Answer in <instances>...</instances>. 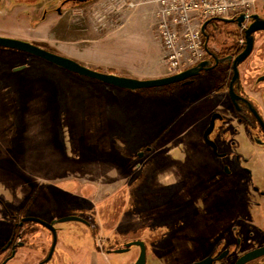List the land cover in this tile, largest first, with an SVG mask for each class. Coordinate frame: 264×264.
Wrapping results in <instances>:
<instances>
[{
    "label": "rangeland",
    "instance_id": "obj_1",
    "mask_svg": "<svg viewBox=\"0 0 264 264\" xmlns=\"http://www.w3.org/2000/svg\"><path fill=\"white\" fill-rule=\"evenodd\" d=\"M108 1L76 9L60 22L53 14L42 21V0L34 5L0 0V36L36 42L97 72L136 79L150 78L140 73H168L153 0H130L135 6L121 12L115 5L104 9ZM162 90H120L0 47V245L11 230L8 212L47 222L69 216L90 222L54 224L49 264H107L106 258L109 264H132L135 247L103 253L131 240L144 243L145 264H185L199 257L201 246L179 241L182 220L169 224L167 215L182 194L175 204L155 207L156 191L168 198L158 191L178 171L155 162L153 149L194 121L185 118L175 126L176 102L153 97ZM165 157L181 155L174 150ZM24 228L33 258H42L51 234L35 223Z\"/></svg>",
    "mask_w": 264,
    "mask_h": 264
},
{
    "label": "flooded vegetation",
    "instance_id": "obj_2",
    "mask_svg": "<svg viewBox=\"0 0 264 264\" xmlns=\"http://www.w3.org/2000/svg\"><path fill=\"white\" fill-rule=\"evenodd\" d=\"M18 1L34 5L39 0ZM42 1V21L53 14L65 22L74 10L98 0ZM241 16V19L239 15L230 17L228 23L211 18L205 25L204 35L201 33L202 68L194 76L164 86V90L153 96L176 102L179 119L175 126L185 118L194 120L174 139L160 142L153 149L155 162H167V167L178 171V178L166 190L158 191L167 193L168 198L160 197L156 191L155 207L164 202L175 204L179 192L184 197L172 206L167 216L170 225L182 220L180 225L185 233H181L183 238L179 241L203 249L190 262L209 255L216 258L228 251L224 259L213 264H233L243 254L264 246V0H256L253 10ZM248 29L255 30L248 34ZM33 43L49 51L46 46ZM174 150L181 157H165ZM22 185H17L18 194L17 189L25 187ZM0 206L3 207L1 199ZM6 217L13 221L9 236L0 245V264L30 261L49 264L56 245L54 224L59 219L47 222L35 217L12 216L8 212ZM26 218L51 224L52 230ZM77 221L90 224L83 219ZM26 223H35L51 234L49 251L42 258H33L32 249L24 240ZM196 227L200 231L194 232ZM102 241L97 239L99 247ZM135 241L138 240L127 243ZM127 243L103 248V253L105 256L116 254L114 251L125 248ZM133 247L139 255L138 246L129 249ZM106 262L109 264L108 258ZM263 262L264 256L247 264Z\"/></svg>",
    "mask_w": 264,
    "mask_h": 264
},
{
    "label": "built area",
    "instance_id": "obj_3",
    "mask_svg": "<svg viewBox=\"0 0 264 264\" xmlns=\"http://www.w3.org/2000/svg\"><path fill=\"white\" fill-rule=\"evenodd\" d=\"M256 0H153L155 31L163 50L167 74L197 64L203 57L202 23L209 18L249 14ZM133 8L130 0H109L104 9Z\"/></svg>",
    "mask_w": 264,
    "mask_h": 264
},
{
    "label": "water",
    "instance_id": "obj_4",
    "mask_svg": "<svg viewBox=\"0 0 264 264\" xmlns=\"http://www.w3.org/2000/svg\"><path fill=\"white\" fill-rule=\"evenodd\" d=\"M242 14H239V19H241L240 17H242L241 16ZM210 19L211 18L206 19L200 27V31L203 35H204L205 25ZM212 19L220 20L224 23L231 22V19L225 18V17H215ZM254 30L255 29H248L246 32L249 34L250 32H253ZM0 47L33 55L69 73L75 74L80 77H85L91 80H95L99 83L112 86L120 90H126L129 92H135L138 90L151 89V88H160V87L173 84L185 78L196 75L197 71H199V69H201L204 64L202 62H199L195 65H192L172 75H165V76L153 78V79H136V78L119 76L112 72H104V73L97 72L96 70H92V69L85 67L84 65L75 61L74 59L47 51L39 46H36L34 43L28 42V41L0 36ZM21 69H23V67H19L14 70L19 71ZM138 156L139 157L143 156V152L139 153ZM25 220H32V221L39 222L40 224H43L52 230L51 224H46L38 219L26 218ZM77 220H80V219L76 217H64V218L59 219L58 222L77 221ZM54 242H55V238H54ZM54 242L52 244L51 250L53 249ZM131 246H138V248L140 249L139 255L134 264H145V247H144V244L140 241L127 243L125 245V248L117 249L114 251V253L126 252ZM227 255H228V251H224L220 255H218L216 258H212L209 255L201 260L194 261V262H188L185 264H213L215 261H218V262L221 261ZM262 256H264V246L243 254L233 264H247Z\"/></svg>",
    "mask_w": 264,
    "mask_h": 264
},
{
    "label": "crops",
    "instance_id": "obj_5",
    "mask_svg": "<svg viewBox=\"0 0 264 264\" xmlns=\"http://www.w3.org/2000/svg\"><path fill=\"white\" fill-rule=\"evenodd\" d=\"M155 6V5H154ZM154 11H155V7H154ZM154 13V12H153ZM86 62V61H85ZM94 64V63H93ZM95 66H97V67H100V65H104V64H97V63H95L94 64ZM108 71V70H107ZM110 72H112V73H114L112 70H110ZM116 74V73H115ZM139 75H141V77H150V78H137V79H153V78H158V77H162V76H165V75H167V73L166 74H159V73H156V72H154V73H144V74H139Z\"/></svg>",
    "mask_w": 264,
    "mask_h": 264
},
{
    "label": "trees",
    "instance_id": "obj_6",
    "mask_svg": "<svg viewBox=\"0 0 264 264\" xmlns=\"http://www.w3.org/2000/svg\"><path fill=\"white\" fill-rule=\"evenodd\" d=\"M110 72V71H109Z\"/></svg>",
    "mask_w": 264,
    "mask_h": 264
}]
</instances>
